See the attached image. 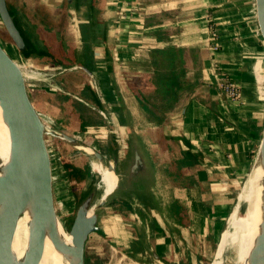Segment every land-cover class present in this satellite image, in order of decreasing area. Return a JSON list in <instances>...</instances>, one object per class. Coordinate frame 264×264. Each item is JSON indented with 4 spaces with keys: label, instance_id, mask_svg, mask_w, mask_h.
<instances>
[{
    "label": "crops",
    "instance_id": "obj_1",
    "mask_svg": "<svg viewBox=\"0 0 264 264\" xmlns=\"http://www.w3.org/2000/svg\"><path fill=\"white\" fill-rule=\"evenodd\" d=\"M6 4L26 45L12 59L32 75L57 74V90L27 84L40 118L76 149L109 142L105 153L122 165L127 184L101 206L96 235L120 263L209 264L264 127L252 0ZM222 74L238 101L218 88Z\"/></svg>",
    "mask_w": 264,
    "mask_h": 264
},
{
    "label": "water",
    "instance_id": "obj_2",
    "mask_svg": "<svg viewBox=\"0 0 264 264\" xmlns=\"http://www.w3.org/2000/svg\"><path fill=\"white\" fill-rule=\"evenodd\" d=\"M251 12L262 47L261 68L264 80V0H252ZM0 21L12 45L19 52H24V39L15 26L6 0H0ZM26 78L17 62L0 44V115L7 127L10 146V161L5 175L0 177V264H37L42 255L46 232L58 247L55 235L58 218L54 208L56 170L47 138L75 143L69 135L46 128L28 94ZM262 97L264 106V81ZM94 153L95 159L102 162V155ZM259 153L264 165V127L252 166ZM112 170L121 182V175L114 165ZM92 193L77 207L68 231L78 251V264H84V246L88 236L99 230L97 216H88L94 203ZM103 203V200L100 201L96 207H101ZM27 207L31 209L30 243L24 259L19 262L7 244V239ZM260 248L264 250V242Z\"/></svg>",
    "mask_w": 264,
    "mask_h": 264
},
{
    "label": "bare ground",
    "instance_id": "obj_3",
    "mask_svg": "<svg viewBox=\"0 0 264 264\" xmlns=\"http://www.w3.org/2000/svg\"><path fill=\"white\" fill-rule=\"evenodd\" d=\"M21 70L25 77L32 78L26 71ZM41 118L46 126L51 127L48 119ZM8 137L6 124L0 115V177L5 175L10 161ZM76 147L88 156L90 171L98 176L96 187L99 195L88 211V216H91L97 204L117 186V178L112 170V163H107L111 168L108 166L104 169L95 159L92 148L80 144ZM243 182L236 193L235 203L233 208L231 207L223 231L220 232L213 259L209 264H222L224 254L232 247L235 250L233 264H264V250L260 248L264 242V165L260 153ZM241 208H243L242 211H240ZM30 225L31 209L27 207L19 216L13 233L7 239V244L19 262L24 259L29 247ZM55 235L58 238V247L52 243L48 232L45 233L42 255L37 264H78V251L72 244V237L65 231L59 220L55 224Z\"/></svg>",
    "mask_w": 264,
    "mask_h": 264
},
{
    "label": "rangeland",
    "instance_id": "obj_4",
    "mask_svg": "<svg viewBox=\"0 0 264 264\" xmlns=\"http://www.w3.org/2000/svg\"><path fill=\"white\" fill-rule=\"evenodd\" d=\"M4 29L2 27L1 21H0V44L4 47V49L6 50V52L11 55L10 57L13 58L11 50L14 48V46L12 45V43H10L6 38H5V33H4ZM11 49V50H10ZM15 59V58H14ZM27 74H30L29 72ZM48 73L46 74H37V75H32V78H26V84L33 83L36 89L39 88H45V86H49L50 89H55L56 88V84L55 81L53 82V86L48 85V83L50 81L44 79V77H46ZM52 74V73H50ZM54 80V79H53ZM31 87H28V93L30 91V97L33 98V94L34 89H30ZM145 99V98H144ZM142 99V105L144 106V109L147 111L148 108L151 109V102L148 99ZM42 117V116H41ZM94 117V116H93ZM61 121H65V119L59 118ZM52 127V126H51ZM48 130H51L49 127H46ZM47 144H49L50 147V141L49 138H47ZM67 145L64 146H59V150L62 154L61 158L67 160V158H71L73 160V163L77 164V167L80 168L82 171H84L85 169L88 168L87 171V175L85 178V183L81 184V186L77 185V194L79 196V198H81L87 187L90 186V183L92 185H94V190L92 191L93 193V200H95V198H97L98 194V190L96 187V182L98 180V176L95 173H92L90 171V168L88 166V156H86L83 151L76 149L75 147H72L71 145H69V143L65 142ZM110 143L108 142H99L98 146H95V149L92 148L96 153H99L102 155V162L99 161L100 165L104 168L107 169L108 164L107 163H112L115 166V170L117 172H119L122 168V165L120 163V161H118V158H112V156L110 155V153L107 155L105 153L106 150H108L110 148ZM52 155V154H51ZM65 157H64V156ZM56 158V156H54ZM112 159H115L112 160ZM54 160V159H53ZM117 160V161H116ZM56 163V169L57 172L55 173L56 178H55V194H54V208L56 211V215L58 220L62 223L65 231L68 233L69 228L72 224L73 218L75 216V212L77 209V203L78 201H76L73 198V192H72V187L68 186L66 184V179L64 176V173L62 171V169L60 168V165L57 163L56 159L54 164ZM106 164V165H105ZM123 171V170H121ZM92 173V174H91ZM116 175V174H115ZM117 178V182H116V187L114 188V190L103 200L104 203L103 205L105 207H108L110 202H111V197L112 195L116 192V190H118L120 188V185L122 184V186L124 184H127V179L125 177L122 178V181L120 182L119 177L116 176ZM159 184H165V182L160 179ZM241 186V185H240ZM239 186V188H240ZM96 188V189H95ZM239 188H237V191L234 192L235 193L238 192ZM63 208H61V207ZM102 207H96L94 214L96 216L100 215V213L102 212V209H100ZM243 208H241L240 211H242ZM229 215V214H228ZM125 217V216H124ZM228 217V216H227ZM144 226V225H143ZM121 257L120 253H113L109 247L108 241L105 240V238L96 235V233H91L86 242H85V246H84V261H87L88 264H133L132 262L128 261L127 259H125L123 262H119L118 259ZM234 258H235V250L232 248H229L226 253L224 254L223 257V261L222 264H233L234 263ZM224 262V263H223Z\"/></svg>",
    "mask_w": 264,
    "mask_h": 264
},
{
    "label": "trees",
    "instance_id": "obj_5",
    "mask_svg": "<svg viewBox=\"0 0 264 264\" xmlns=\"http://www.w3.org/2000/svg\"><path fill=\"white\" fill-rule=\"evenodd\" d=\"M5 33V32H4ZM5 38L10 42L11 40L8 38L7 34L5 33ZM26 53H24L25 55ZM55 84H57V81H55ZM58 85V84H57ZM52 139L56 145L58 146H64V142L62 140L59 139H54V138H50ZM60 168L62 169L65 179H66V184L70 187H72V192H73V198L78 201L77 203V207L79 206V204H81L94 190V185H92L90 183V186L87 187L84 195L79 198L78 194H77V185L81 186V184L85 183V178L86 175L88 174V168L85 169L84 171H82L80 168H77L73 163L70 162V160H65L62 159L61 162H59ZM55 170L57 172L56 166H55ZM84 264H88L87 261H84Z\"/></svg>",
    "mask_w": 264,
    "mask_h": 264
},
{
    "label": "built area",
    "instance_id": "obj_6",
    "mask_svg": "<svg viewBox=\"0 0 264 264\" xmlns=\"http://www.w3.org/2000/svg\"><path fill=\"white\" fill-rule=\"evenodd\" d=\"M52 77H53L52 75H46L44 79L52 82L53 80ZM218 81L219 82L217 86L226 98H228L230 101H233V102L238 101L240 99L239 87L234 82H232L227 76H225L224 74L220 75ZM48 147H49V144H48ZM49 150L51 152L50 147H49Z\"/></svg>",
    "mask_w": 264,
    "mask_h": 264
},
{
    "label": "flooded vegetation",
    "instance_id": "obj_7",
    "mask_svg": "<svg viewBox=\"0 0 264 264\" xmlns=\"http://www.w3.org/2000/svg\"><path fill=\"white\" fill-rule=\"evenodd\" d=\"M6 5H7V4H6ZM47 75H52V76H53L52 78H53L54 80H52V82H49L50 86H51V85L53 86V85H54L53 82H54V81H57V80H56L57 74H55V73H52V74L48 73ZM49 84H48V85H49ZM56 88H58L57 84H56ZM49 121H50V120H49Z\"/></svg>",
    "mask_w": 264,
    "mask_h": 264
}]
</instances>
